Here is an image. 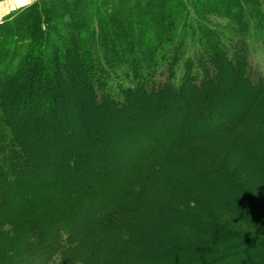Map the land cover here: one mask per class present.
<instances>
[{"label":"trees","instance_id":"1","mask_svg":"<svg viewBox=\"0 0 264 264\" xmlns=\"http://www.w3.org/2000/svg\"><path fill=\"white\" fill-rule=\"evenodd\" d=\"M96 1L40 0L15 15L16 10L9 12L0 22V264H137L152 250L122 234L138 226L135 217L144 211L150 190L169 181L172 170L184 169L185 162L187 190L194 182L198 188L210 187L215 175L220 190H238L199 144L191 145L196 140L191 129L166 128L170 139L162 138L151 151L140 148L149 158L124 165L120 144L99 130L84 139L63 133L41 145L31 138L29 116L17 119L22 114L18 105L29 106L52 124L58 100L62 119L57 124L64 130V105L70 102L64 93L75 99L83 95L80 86L85 82L78 75L85 72L94 98L112 107L150 100L163 112L171 96L192 92L197 123L215 115V103L229 89L225 77L234 72L235 78L246 74L251 100L259 98L252 108L260 111L264 68L254 74L252 57H264V0H209L207 5L194 0H114L117 5L110 11H98L103 5ZM89 5L94 11L87 13ZM215 14L227 25L207 19ZM66 17L73 19L67 25L73 34L62 40L61 23H56ZM40 96L46 106L39 103ZM255 125L250 122L244 131ZM167 141L175 151H165ZM26 146L45 148L46 156L35 164ZM156 149L160 152L154 153ZM197 156L201 165L194 163ZM257 168L264 189V157ZM238 198L241 206L249 204L245 194L239 192ZM167 210L170 215L177 212L174 206ZM253 216L250 224L257 231L243 237L251 240L260 232V241L248 242L250 248H240L238 241L230 246L232 251L209 257L206 252L200 264H213L229 253L244 256L249 264H264V218ZM172 219L180 221L177 214ZM210 247L204 246L205 251Z\"/></svg>","mask_w":264,"mask_h":264},{"label":"rangeland","instance_id":"2","mask_svg":"<svg viewBox=\"0 0 264 264\" xmlns=\"http://www.w3.org/2000/svg\"><path fill=\"white\" fill-rule=\"evenodd\" d=\"M2 1L6 0H0V2ZM39 1H31V5ZM90 1L92 2V0H86V3L91 4ZM194 1L204 5L209 4V0ZM28 2L30 0L26 4ZM96 2L103 5L97 7L98 11H110L117 5L114 0H97ZM18 9H15L17 12L14 15L25 8ZM89 11L93 12L94 6H91L90 9L89 5L85 12L89 13ZM81 17H76L74 20L81 19ZM86 17L87 14L84 13V18ZM207 19L219 26L227 25V20L217 14L207 15ZM59 23H61V27L58 32H60L61 39L72 36L73 29L67 25L73 23V19L66 17L56 24ZM230 30L233 31L234 27ZM252 58L255 60V62L252 61L253 64L256 65L253 73L257 75L259 68H264V57L258 56L257 53ZM233 73L228 72L225 77L228 82L226 86L229 89L222 95L221 100L215 103V115L202 122L195 123L194 117L192 118V111L196 106V98L192 92L171 96L163 112L156 111L153 101L150 100L148 103H139L134 106L116 105L112 107L108 106L105 101L94 98L85 72L78 75L82 82H85L80 86L82 91L84 90V94H78L75 99L72 94L64 93L67 100L70 101L64 105L68 119L67 127L64 130L61 125L57 124L62 119L58 100L52 124H49L50 120H47L44 115L34 114L29 106L26 107L27 105H18L22 114L17 119L23 120L26 114L29 116L30 122L27 125L33 132L31 138L34 141H39L41 145L48 144L49 139L59 137L63 133H76L83 139L92 130H99L100 134L112 135V141L120 144L121 162L124 165L129 160H132L133 163H141L147 159L148 153L140 152V148L147 147L151 151L153 146L162 143L160 141L162 138L170 139L167 136L166 128L191 129L192 136L196 139L191 145L199 144L207 153L209 160L213 162V167L219 170V174L228 175L231 182L238 186V190H220L218 188L220 178L216 175L212 177L214 186L210 184L211 188L216 189L215 192L208 186L198 188L196 182L187 190L184 183L188 177L186 168L188 163L185 162L184 169L178 167L172 170L173 173L169 181L155 185L150 190L149 200L146 201L147 204H143L145 205V207L143 206L144 211L139 212L135 217L138 226H135L131 232L126 231L122 236L128 238L130 242H141L145 247L151 248L152 253L137 259V264H182V262L200 264L206 252H208L207 257L216 253L230 252L234 249H230L233 247L231 245H237L238 241H240V248H250L253 246L248 242L260 241L258 239L261 238L258 235L260 232L252 234L251 238L253 239L251 240H246L243 236L251 233L253 229L257 231V226L252 227L253 224H250V221L254 219L253 214L262 215L264 218V189L258 177L257 168L264 157V107L260 111H256L255 107L252 108L253 104L258 102L259 98L256 100L258 96L251 100V93L245 88L248 85L245 73L239 74L237 78ZM63 74L66 75L63 79L67 81L69 79L68 72ZM38 99L42 100L39 102L42 106H46L44 104L46 99L43 96ZM50 103L52 108L53 103ZM252 121L256 123L255 127L253 126L254 129L245 132V127ZM242 129L243 131H241ZM169 143L170 141L166 142L168 145L165 146V151H175L174 146ZM239 144L240 149H236ZM243 149L252 151V153L246 155ZM26 151L32 155L35 164L42 160L41 157L46 156L45 148L42 147L26 146ZM158 152L160 151L157 149L154 151V153ZM201 162L198 156L194 160V163L199 165ZM56 167L61 168L59 165ZM206 176L210 178L209 176L212 175ZM239 192L249 197L250 205L241 206L238 198ZM206 205H208V210L204 209ZM169 206L176 207L177 212H172L170 215L167 210ZM148 211L158 213V215L150 217ZM175 214L180 217V221L172 219ZM218 229H224V232H220ZM238 234H242L240 236L243 238H239ZM219 238H228L229 241L221 242ZM206 245L211 246L210 251H205L204 246ZM229 255L231 254L229 253L228 256L213 264H238L239 261L240 264L250 263L243 262L244 256L236 254L233 258Z\"/></svg>","mask_w":264,"mask_h":264},{"label":"bare ground","instance_id":"3","mask_svg":"<svg viewBox=\"0 0 264 264\" xmlns=\"http://www.w3.org/2000/svg\"><path fill=\"white\" fill-rule=\"evenodd\" d=\"M28 0H6L0 2V18L26 4Z\"/></svg>","mask_w":264,"mask_h":264},{"label":"built area","instance_id":"4","mask_svg":"<svg viewBox=\"0 0 264 264\" xmlns=\"http://www.w3.org/2000/svg\"><path fill=\"white\" fill-rule=\"evenodd\" d=\"M31 1H34V0H30V2H28V3H31ZM3 18H4V17L0 18V22H1V20H2Z\"/></svg>","mask_w":264,"mask_h":264}]
</instances>
